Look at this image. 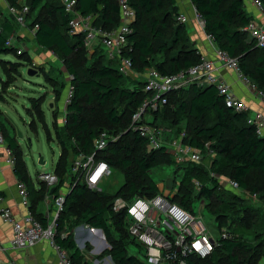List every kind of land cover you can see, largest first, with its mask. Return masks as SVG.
Wrapping results in <instances>:
<instances>
[{
    "label": "trees",
    "instance_id": "obj_1",
    "mask_svg": "<svg viewBox=\"0 0 264 264\" xmlns=\"http://www.w3.org/2000/svg\"><path fill=\"white\" fill-rule=\"evenodd\" d=\"M20 1L6 0L8 6L25 4ZM261 1L264 6V0ZM128 2L136 12L129 35L133 49L127 53L134 71L153 67L163 74H174L199 63L203 55L191 45L186 24L177 19L176 0ZM190 2L204 20L206 34L213 37L219 49L237 59L242 74L264 92V48L258 47L244 30L254 19L245 8V0ZM28 3L26 26L31 29L38 26L35 29L36 45L62 59L72 75L74 92L65 112L66 134L58 128L55 114L53 120L55 137L61 148L54 168L58 183L49 188L43 181H34L20 144L14 137L2 133L14 156L13 173L27 187L28 211L36 219L46 226V214L38 208L47 196L57 198L63 192L66 194L57 219L55 243L67 252L74 264H89L72 232L77 226L88 225L101 229L109 244L96 256L98 260L111 257L114 264H147L142 259V251L137 255L130 252L131 245L142 248L130 236L126 209L115 211L114 203L117 198L130 203L137 197L158 195L161 190L153 173L158 166H167L173 168L172 188L178 190L171 201L192 213L194 202L203 201L215 227L233 235L222 240L221 246L210 256L203 259L192 255L188 263L259 264L264 257V136H259L254 126L247 123L249 114L228 108L215 86L193 85L168 93L166 102L157 111H147L146 119L151 116L147 121L171 128L173 136L185 131L187 143L201 149L208 143L209 150L215 154L214 158L205 154L208 159L205 161L204 157L201 163L177 164L166 148L151 149L148 141L130 128L133 115L150 95L144 91L145 81L132 87L127 84L133 75H122L117 69L119 61L104 57L101 53L106 49L102 46L96 47L89 57L83 45L84 35L69 34L70 16L60 0H29ZM77 9L82 15H93L96 27L112 30L120 25L119 0H78ZM9 20L3 21L0 16V68L6 76L2 87L21 64L33 61L27 51L17 54L15 43L7 45L14 34V24ZM9 54H15L18 59L6 60ZM159 54L162 60H157ZM81 60H89L92 65L81 66L84 63ZM64 88L65 83H62L61 89ZM57 95L60 96V92ZM3 97L0 95L1 99ZM31 102L30 111H36L46 127L44 110L38 99H31ZM173 102L178 103V107L171 117L169 106ZM102 132L117 140L98 152L96 158L108 162L111 177L120 173L123 178L119 188L110 194L92 190L80 181L75 184L77 176L72 172L73 162L80 154L94 152V142ZM47 133L50 138V131ZM68 143L71 144L69 149ZM211 173L237 181L250 195L220 188L219 181ZM195 181L200 182V189H196ZM253 195L257 197L253 198ZM90 249L92 247L87 243L86 251Z\"/></svg>",
    "mask_w": 264,
    "mask_h": 264
},
{
    "label": "built area",
    "instance_id": "obj_2",
    "mask_svg": "<svg viewBox=\"0 0 264 264\" xmlns=\"http://www.w3.org/2000/svg\"><path fill=\"white\" fill-rule=\"evenodd\" d=\"M61 2L65 12L70 16L69 34H83V45L89 53H93L96 47L102 46L108 52L109 59L119 61L117 69L122 75L126 77L133 75V62L127 53L133 49L129 35L132 32V24L136 20V12L128 0H119L121 21L120 25L112 30L94 26L92 15H82L78 11V0H61ZM250 2L256 11L257 18L248 23L244 30L256 41L258 47L264 48V6L261 0H250ZM192 7V20L205 33L211 56L203 55L196 65L174 74H163L153 67L146 68L144 91L150 95L133 115L130 127L148 141L151 149L166 148V152L173 156L177 164L201 163L205 154L213 158L215 154L209 150L208 143L205 144V149L187 143L185 131L173 136L171 128L155 126L147 121V111H157L166 102V95L173 91L187 89L193 85L198 87L215 86L223 97L225 105L235 112L248 113L247 123L254 126L259 136H264V113L261 111L251 113V107L235 93L224 72L235 73L236 77L242 79L263 100L264 92L242 74L237 59L230 57L227 52L216 46L213 37L206 34L204 30V20L201 15L193 4ZM7 10L17 26L26 27L29 12L27 5L7 6ZM177 19L183 24H188L191 20L183 13H179ZM1 30L0 27V32ZM15 41L16 36L13 34L7 41V45L11 46ZM23 52H25L24 46H18L17 54ZM71 80L72 76L67 88L66 107L62 117L65 122V112L71 103L74 92ZM116 140V137L102 132L94 142V152L91 155L80 154L75 159L72 167L73 174L77 176L75 184L80 181L92 190H102L104 183L111 178L112 169L108 162L98 160L96 156L110 142ZM0 146L6 150L7 162L13 166L14 156L1 130ZM211 176L219 181L220 188L250 195L235 180L224 178L216 173H211ZM37 179L45 182L49 188L58 183V177L54 172L39 174ZM194 183L196 189L201 188L199 181ZM163 189L164 187L160 186L161 192L154 197H137L130 203L122 198H117L114 203L115 211L126 209L130 236L145 250L144 256L141 257L147 264H189L190 256L196 255L204 259L210 256L215 248L221 246L222 240L233 236L226 230H219L217 227L212 229L204 225L201 216L197 217L195 213L172 202L171 199L178 191L177 187L172 188L171 184L167 190ZM18 191L22 203L28 208L29 199L25 183L18 182ZM47 197H51L54 204L47 209L48 222L46 226L29 211L18 219L13 215L9 206H0V217L12 226L11 245L14 249L25 250L39 243L47 242L55 249L61 264H74L67 252L61 249L54 240L57 219L63 210L66 194L63 192L57 198L50 195ZM252 197L256 198L257 196L253 195ZM3 201L4 198L0 196V203L2 204Z\"/></svg>",
    "mask_w": 264,
    "mask_h": 264
},
{
    "label": "rangeland",
    "instance_id": "obj_3",
    "mask_svg": "<svg viewBox=\"0 0 264 264\" xmlns=\"http://www.w3.org/2000/svg\"><path fill=\"white\" fill-rule=\"evenodd\" d=\"M28 1L29 0H25L24 5H28ZM176 3L179 13L180 10H182L183 14H185V12L190 13V11L193 10V7L191 8L192 5L188 4V0H176ZM3 11L4 9L0 7L1 14ZM194 22L191 18L186 26L190 29V24ZM16 31H20L19 28H17ZM195 31H197L196 40L198 42L199 40L206 41L207 38H205V33L197 26V24ZM193 35L194 33H192V36ZM189 36L191 38V34ZM21 39L24 40V44L21 43ZM21 39L16 37V46H24L25 50L28 52L33 61L28 64H21L22 66L17 69L15 75L9 76L6 83L3 84V87L2 81L6 79V76L0 68V95L4 96L2 98L3 100L0 98V130L14 137L18 141L24 153V159L27 164L28 172L31 178L36 181L38 174L53 173L55 165L59 160L61 148L58 145V141L55 137L53 120L55 114L58 128L62 133L66 134L64 131L66 122L63 120L62 115L59 116L60 118H58L57 114L64 113L66 107L68 83L72 75L68 73L64 61L57 57L52 51L45 50L36 45L34 47V42L32 41L34 40V35L31 30L28 36L21 37ZM191 45L196 47L195 42L192 39ZM206 45L209 46V42L207 43L206 41ZM101 54L109 59V54L107 51H102ZM87 55L90 57L92 54L89 53ZM156 58L157 60L163 59L160 54L157 55ZM5 59L16 61L18 58L15 54H9ZM81 61L84 62L81 64V66L87 67L92 65L91 61L89 60ZM30 69H32L33 75L29 74ZM144 71L135 70L133 76L130 77V82H127V84L132 87L134 84L143 82ZM62 83H65L64 89H61ZM59 92L60 96L57 95ZM31 99H38L41 108L44 110L45 124L48 129L45 127L37 112L35 111L32 113L30 111L32 107ZM177 107L178 103L175 102L171 103L169 106V110L171 111L169 112V115L171 117L173 116V113L176 111ZM150 118L151 116H147L148 120ZM47 130L50 131V138L48 137ZM70 146L71 144L68 143L67 148ZM40 156L43 157L45 162L43 165L39 164ZM207 159L208 157H205V161ZM153 177L159 187L163 186V190H167V188L172 184L173 168L167 166H158V168L153 173ZM122 182V175L120 173H115L104 183L101 191L107 194L113 193L115 190H117V188H119ZM178 183L179 179L177 181V184ZM202 202L203 201L199 200L194 202V213L197 217L201 216L204 225L214 229L215 223L213 221V217L206 209H204ZM45 203L48 205L52 204V198L47 197L45 199ZM91 247L92 249L88 250V252L94 249L92 245ZM129 250L131 253L136 255L139 253V251H142V254H145V250L143 248L140 249L136 245H131ZM259 264H264V257L261 258Z\"/></svg>",
    "mask_w": 264,
    "mask_h": 264
},
{
    "label": "crops",
    "instance_id": "obj_4",
    "mask_svg": "<svg viewBox=\"0 0 264 264\" xmlns=\"http://www.w3.org/2000/svg\"><path fill=\"white\" fill-rule=\"evenodd\" d=\"M24 1L25 0H21L20 2L24 3ZM188 1H189L188 4L192 5L190 0ZM7 6L8 5L6 0H0V7L4 9L3 13L0 15L1 19L3 21L10 19L9 21H11V23L13 22L14 25L13 24L12 25L14 27V35L16 37H19L20 39L21 37L28 36L31 30V32H33L34 35V40L32 41L34 42V47H35L36 30L33 28L31 29L28 26L27 28L17 26L14 23L12 17L9 15ZM245 8L247 12L253 16L254 19L257 18L256 11L254 7L251 5L250 0H245ZM180 13H183L182 10H180ZM185 14L189 17V19H191L193 16V10L190 11V13L185 12ZM94 18L95 17L93 16V21ZM29 19L31 20L32 18ZM17 28H19L20 31H16ZM195 30H196V23L194 22L190 24V29L188 31H189V35L191 34V39L195 42L196 48L199 49L202 55L211 56L210 47L206 45V41L208 43V40L207 39L206 41L199 40L198 42L196 40L197 31ZM192 33H194L193 36ZM20 41L21 43L24 44V40L21 39ZM224 74L227 77L229 83L232 85L235 93L251 107V113L257 111H261L264 113V100L260 98L255 92H253L249 87V85H247L242 79L236 77L235 73H233L232 71L224 72ZM61 115L62 113L59 114V116ZM7 159L8 156L6 150L4 149L3 146H0V196L4 198V201L2 202V204L0 203V206H6V205L9 206L12 210L13 215L16 218L20 219L28 212V208L21 201V197L18 191L19 180L14 175L13 166L7 162ZM52 205L53 203L50 205L44 203L42 205L43 207L40 206L38 208V211L47 214L48 207L50 208L52 207ZM72 232L74 234V239L76 241L77 246L81 249V251L85 253V260L88 261L89 264H114L111 257H105L101 260H98L96 258V256H98L104 249H106L109 246V244L105 239V235L103 231L101 232L100 230L96 228H92L88 225H80L74 228ZM11 237H12L11 224L5 222L0 217V264H61L55 249L52 248L47 242L39 243L34 247L25 250H17L14 249L11 245L10 242ZM87 243H90V245L94 247V249L91 250L90 252L86 251Z\"/></svg>",
    "mask_w": 264,
    "mask_h": 264
},
{
    "label": "water",
    "instance_id": "obj_5",
    "mask_svg": "<svg viewBox=\"0 0 264 264\" xmlns=\"http://www.w3.org/2000/svg\"><path fill=\"white\" fill-rule=\"evenodd\" d=\"M29 74H30V75H33V71H32V69L29 70ZM39 164H41V165L45 164V162H44V160H43V157H41V156H40V158H39ZM65 198H66V197H65ZM98 230H100V231L102 232L101 229H98Z\"/></svg>",
    "mask_w": 264,
    "mask_h": 264
}]
</instances>
